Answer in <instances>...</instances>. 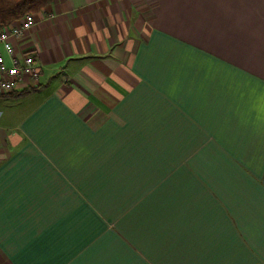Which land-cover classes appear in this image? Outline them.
Masks as SVG:
<instances>
[{"label":"crops","instance_id":"1","mask_svg":"<svg viewBox=\"0 0 264 264\" xmlns=\"http://www.w3.org/2000/svg\"><path fill=\"white\" fill-rule=\"evenodd\" d=\"M12 42L0 264H264V0H53Z\"/></svg>","mask_w":264,"mask_h":264},{"label":"built area","instance_id":"2","mask_svg":"<svg viewBox=\"0 0 264 264\" xmlns=\"http://www.w3.org/2000/svg\"><path fill=\"white\" fill-rule=\"evenodd\" d=\"M34 24V16L27 14L18 22L0 27V95L39 85L41 67L35 53H19L12 42L23 37Z\"/></svg>","mask_w":264,"mask_h":264},{"label":"trees","instance_id":"3","mask_svg":"<svg viewBox=\"0 0 264 264\" xmlns=\"http://www.w3.org/2000/svg\"><path fill=\"white\" fill-rule=\"evenodd\" d=\"M53 0H0V27L18 22L27 14H37L51 5ZM44 86L37 85L7 94L19 98L33 92L42 91Z\"/></svg>","mask_w":264,"mask_h":264},{"label":"rangeland","instance_id":"4","mask_svg":"<svg viewBox=\"0 0 264 264\" xmlns=\"http://www.w3.org/2000/svg\"><path fill=\"white\" fill-rule=\"evenodd\" d=\"M40 13H42V12H39V13H37V14H30V15H33L34 18H37V16H38Z\"/></svg>","mask_w":264,"mask_h":264}]
</instances>
